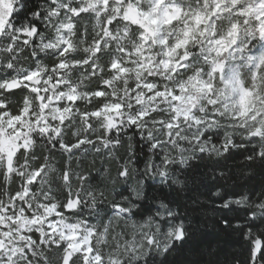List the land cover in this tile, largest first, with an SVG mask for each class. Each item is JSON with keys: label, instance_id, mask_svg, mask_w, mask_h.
Here are the masks:
<instances>
[{"label": "snow or ice", "instance_id": "obj_1", "mask_svg": "<svg viewBox=\"0 0 264 264\" xmlns=\"http://www.w3.org/2000/svg\"><path fill=\"white\" fill-rule=\"evenodd\" d=\"M230 158L264 170V0H0V264H170L200 221L149 182L204 189L264 264V183L225 192Z\"/></svg>", "mask_w": 264, "mask_h": 264}, {"label": "trees", "instance_id": "obj_2", "mask_svg": "<svg viewBox=\"0 0 264 264\" xmlns=\"http://www.w3.org/2000/svg\"><path fill=\"white\" fill-rule=\"evenodd\" d=\"M43 0H26L28 7L34 8ZM138 139V138H137ZM123 154V153H121ZM89 159H91L89 157ZM142 165L143 157L140 158ZM100 164L97 162L96 168L99 169ZM226 173V181H218L223 186V190L228 193H239L243 190L258 189L261 183H264V170L259 167L256 169V174L248 179L244 180L240 177L243 174V166L239 159H229L220 165ZM93 176H98L99 173L93 170ZM148 194L149 196L164 197L169 199H176L182 204L189 205V212L200 221L196 230V234L192 241L186 246L185 250L181 253L174 254L169 257L170 264H179L180 261L185 259L194 258L192 253L199 252L204 260L220 259L221 261L228 257L232 264H236L237 261L240 264H244L246 257V245L242 237L238 233L225 231L223 227L217 223L219 219V212L215 211L213 207L207 203L201 204L196 207L191 205V200L197 196H207V192L204 189L194 190L180 196L167 188L162 187L158 183L152 184L149 182ZM148 205L146 204V207ZM209 249L216 251L218 255L216 257H209L206 253Z\"/></svg>", "mask_w": 264, "mask_h": 264}]
</instances>
